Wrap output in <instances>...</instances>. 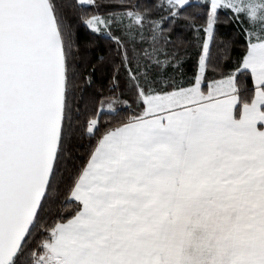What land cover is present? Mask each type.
Returning <instances> with one entry per match:
<instances>
[{
	"label": "snow or ice",
	"instance_id": "1",
	"mask_svg": "<svg viewBox=\"0 0 264 264\" xmlns=\"http://www.w3.org/2000/svg\"><path fill=\"white\" fill-rule=\"evenodd\" d=\"M0 264H264V0H0Z\"/></svg>",
	"mask_w": 264,
	"mask_h": 264
}]
</instances>
